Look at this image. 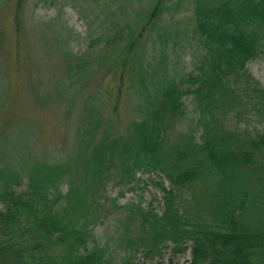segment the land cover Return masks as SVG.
Listing matches in <instances>:
<instances>
[{"label": "trees", "instance_id": "16d2710c", "mask_svg": "<svg viewBox=\"0 0 264 264\" xmlns=\"http://www.w3.org/2000/svg\"><path fill=\"white\" fill-rule=\"evenodd\" d=\"M23 6L16 0L17 33ZM167 7L158 0L138 30L107 13V33L90 39L91 45L121 40L111 60L122 68L116 99L125 86L144 103L121 133L109 124L97 134L103 117L84 100L80 121L88 137L79 155L33 170L21 190V176L0 150V264H137L139 255L161 258L166 249L172 255L190 249L187 264H264V86L246 68L264 52V0H194L187 35L196 51L178 76L165 63V49L157 61L132 58ZM187 101L196 117L183 128ZM229 119L258 124L230 128ZM145 174L162 193L160 210L131 200L120 206L124 219L115 240L98 239L93 227L104 216L96 220L98 213L110 208L106 185L114 179L133 190ZM185 192L188 204L181 206Z\"/></svg>", "mask_w": 264, "mask_h": 264}, {"label": "rangeland", "instance_id": "374dc122", "mask_svg": "<svg viewBox=\"0 0 264 264\" xmlns=\"http://www.w3.org/2000/svg\"><path fill=\"white\" fill-rule=\"evenodd\" d=\"M157 1L24 0V28L17 33L13 23L16 0H0V150L5 161L21 176L23 185L18 190L24 187L33 170L73 162L75 155H79L76 153L85 136L88 137V133H83L85 124L80 121L85 110L84 100L92 102L91 110L95 108L96 117H103L104 122L99 123L97 134L107 129L109 124L113 132L121 133L125 124L138 114L135 110L144 103L139 102L134 88L127 92L123 86L116 99L122 68L111 60L122 48L121 40L91 45L90 39L107 33L111 26L109 19L104 20L107 13L123 28L129 23L132 30H138L148 20L147 14ZM165 3L167 9L162 10L158 21L155 20V27L154 23L147 27V32L134 48L132 58L157 61L165 49V63L178 76L189 69L196 51L194 41L187 35L192 24L194 0H165ZM133 68L134 65L126 78L131 83L134 82ZM246 68L264 86V52L250 60ZM195 117L194 106L187 101L183 128L189 126ZM4 124L8 128H4ZM245 124L256 126L258 123L255 119H240V123L228 120L230 128ZM199 130V127H194L196 136ZM82 151L80 155L84 158ZM141 178L140 188L133 190L126 189L114 179L106 185L103 196H106V204L110 208L107 212L101 209L96 220L104 216L94 222L93 233L98 239L109 243L115 240L124 219L120 206L131 200L144 205L151 202L156 210H160L161 191L147 174ZM66 188V184L60 187L62 192ZM205 196L203 203L209 199L208 195ZM187 202V193L180 194L178 204L186 206ZM125 223L129 224L127 214ZM189 259L190 249L175 255L166 249L161 258L139 255L137 264H187Z\"/></svg>", "mask_w": 264, "mask_h": 264}]
</instances>
